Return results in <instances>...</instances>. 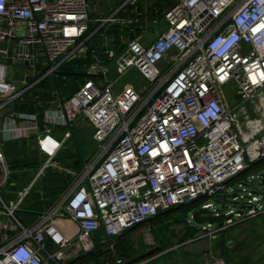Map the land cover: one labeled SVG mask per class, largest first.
<instances>
[{
    "label": "built area",
    "instance_id": "obj_1",
    "mask_svg": "<svg viewBox=\"0 0 264 264\" xmlns=\"http://www.w3.org/2000/svg\"><path fill=\"white\" fill-rule=\"evenodd\" d=\"M136 1L125 0L112 14L98 19L96 32L107 24L137 23V18L117 17ZM88 8L87 0H0V40L14 39L27 47L16 54L17 61L28 62L31 68L46 63L42 80L54 75L66 59L82 57ZM163 20L166 29L157 37L146 34L127 41L131 58L126 67L119 62L115 67L119 74L133 68L152 84L144 98L133 87L118 94L112 83L99 85L86 78L74 94L60 97L41 117L14 111L3 116L0 142L48 137L55 127L69 128L82 117L91 125L96 150L61 200L30 227L15 217L29 188L8 205L0 195V212L7 217L0 222L1 229L15 232L11 238L4 237L0 264H66L94 249L95 232L115 238L175 206L214 196L222 197L220 210L211 203L198 208L208 213L212 208L211 216H222L220 227L209 230L212 224H207L192 240L218 239L229 227L264 215V204L255 194L264 187V175H243L264 162V134L243 142L240 130L243 118L248 119L243 104L254 106L264 92V0H172ZM19 26L24 33L16 38ZM172 49L176 53L169 67L160 70L157 64ZM0 53L8 56L6 50ZM106 53L115 56L111 49ZM93 58L89 71L106 75L108 69L100 58ZM229 83L235 85L241 101L234 108L223 94ZM29 88L19 90L8 81L7 65L0 61V115L8 102ZM50 160L37 168L35 180ZM0 171L1 187L9 174L1 148ZM228 198L236 206L224 212ZM60 211L77 225L75 238L66 237L57 227ZM145 237L152 246L153 241ZM113 247L110 243L108 250ZM122 263L121 258L114 261Z\"/></svg>",
    "mask_w": 264,
    "mask_h": 264
},
{
    "label": "crops",
    "instance_id": "obj_2",
    "mask_svg": "<svg viewBox=\"0 0 264 264\" xmlns=\"http://www.w3.org/2000/svg\"><path fill=\"white\" fill-rule=\"evenodd\" d=\"M87 1L89 3L88 31L86 32L88 39L85 44L86 49L84 52H82L81 57L84 60V67L78 73H69V75L75 77L74 89L86 78L93 79L99 85L104 84L106 80L105 77L101 75V73H96L91 70L89 71L88 69L90 64L96 61V58L93 57L96 56L97 58H100L101 54L107 56L106 60L108 62H112L114 67H116L117 62L119 61L118 59L120 58V56H117V52L124 49L122 46L125 45V39L130 41L135 38L138 39L146 34H150L153 38H155L162 29H166V24L163 20V14L172 4V0H137L134 6H129L126 10L123 9L117 15V17L121 20H132L137 18V23H134L131 26H128L124 23L107 24L96 32V29L100 26L97 20L112 14L124 3L125 0ZM154 21H157L156 25L153 24ZM16 32L17 30H15L16 38H20L24 33L23 32L19 36ZM15 48L19 49V51H16V54L26 52L20 45H18V41H15L14 39L0 40V50H6L8 52V56L0 53V55L3 56L2 60L0 56V61L5 62L7 65L8 81L16 84L19 90L25 89L28 86H30V88L23 92L19 98L6 104L4 113L0 115V123L3 121V116L8 115L12 111L22 113H36L39 117H41L47 108H53L55 103L58 101L52 98L51 90H49L50 94L48 90H46L45 93L38 91L34 96H31V91L36 86L42 84L46 78L48 79L51 76L49 75L45 77V79L39 80L42 75L40 74L39 67L37 66L38 64L34 65V68H25L24 66L17 64V55H13ZM110 49L114 51L115 56L110 57L106 53L107 50ZM168 53H173L174 55L176 50L172 49ZM110 58L113 59L111 60ZM11 66L12 68H10ZM64 74L66 75V73ZM101 78H103V80ZM59 85L60 84H58V87ZM62 85L64 86V83ZM43 95H46L47 98H44L45 100L42 102L41 98ZM64 97H67V95ZM240 130L242 132L241 137L243 142L255 137L254 135L245 132L247 129H244L243 127H240ZM78 136L85 138L88 141L92 140L91 125L82 117H79L69 128H54L48 137L40 138L36 135H31L29 137L12 140L17 142H4L2 151L5 157L6 165L9 169V174L6 183L0 187V195L4 203L8 205L17 201L18 198L22 196L24 190L29 188L27 194L22 197L21 203L18 205L15 214L16 220L23 226H32L41 216V214L51 210L61 200L66 191L76 182L81 170V164L84 163L89 156L82 154L78 150ZM58 144H60V147L54 154L55 150L59 146ZM249 145L252 146V142H250ZM48 158H51L48 167L41 173L40 177L35 180L37 168ZM58 160L61 161V165L58 166L57 164L53 170H50L51 165ZM60 214V217L56 219L57 227L66 237L75 238L78 232L77 225L67 219L62 213ZM161 214L163 213H160L157 217H159ZM2 215H4L3 212H0V222L7 220V217L4 215L5 218H2ZM155 219L156 218L153 220ZM153 220L146 222L145 225L143 224L141 227L145 230V232L147 231V237L153 241L152 246H155L156 241L150 234V230L152 228L150 226V222ZM8 223L13 225V221L10 219ZM130 230L118 237L107 240L109 242H113L115 247L122 243L127 244V238L130 234ZM14 235L15 232L12 229L4 230L1 229L0 226V246H2L7 241L4 239L5 236H7V238H11ZM190 241L179 243L178 249H182V247ZM128 244H130V242ZM133 248L135 249L134 246ZM155 249V252H158L159 255L160 252L157 248ZM108 253H106L104 256H111ZM114 254L117 256V253ZM135 255H132L129 260L125 262V264L138 257H135ZM112 257L109 259H112Z\"/></svg>",
    "mask_w": 264,
    "mask_h": 264
},
{
    "label": "rangeland",
    "instance_id": "obj_3",
    "mask_svg": "<svg viewBox=\"0 0 264 264\" xmlns=\"http://www.w3.org/2000/svg\"><path fill=\"white\" fill-rule=\"evenodd\" d=\"M23 32L24 27L19 26L16 33L20 36ZM125 40V45L122 46L124 49L117 52V56H120L118 62L122 67H126L128 61L131 58V55L127 53L126 49L127 39ZM0 56L2 60L3 56ZM66 56L67 55L64 54L62 57H60L57 64H60ZM172 56L173 53L166 54L164 59L157 64V67L160 70H164L169 67L171 63L170 59ZM106 59L107 56H104L102 54L100 55V64L108 69L107 74L103 75V77H105V80L107 82L113 84L116 93L120 94L126 87H133L138 91L140 97L144 98L146 96L149 89H151L152 84L145 81L133 68L127 70L122 74H119L113 63L108 62ZM110 59L112 60L113 58ZM83 61V58L66 59V61H64V63H62L56 70L55 77L54 75H50L51 77L43 81L42 84L36 86L31 91V96H34L38 91L45 93L46 90H48V92L49 90H51L52 98L59 100L60 97L63 98L64 96L73 93L75 77L69 75V73L80 72L84 67ZM37 66L39 67L40 74L42 75H40V78H42L45 74L43 69L47 68V64L43 62V65L39 64ZM10 68H12V66ZM64 73H66V75ZM101 79L103 80V78ZM63 83L64 86L62 85ZM58 84H60L59 87ZM223 94L230 108H234L236 105L240 104L241 101L238 96H236V87L233 83H229L226 87L223 88ZM262 97L264 99V92L259 94L257 99L261 100ZM44 98H47V96H42V102L45 100ZM255 105L252 106L251 102H246L243 104L242 107H245L247 111L246 115L248 117L247 120L243 118V128L247 129L245 132H247L248 134H252L255 137H258L264 134V117L261 114V110L258 105ZM262 105L264 108V101ZM241 120L242 117L240 116L238 118V121L240 122ZM3 144L4 142H0L1 150L3 149ZM77 146L78 150L82 154L89 155L84 163H86L87 160L90 159V157L95 153L96 150V144L95 142H93V140L88 141L87 139L80 136H78L77 139ZM249 156L251 157L252 154H249ZM253 160H255V157L253 158ZM60 162L61 161L59 160L55 161L54 164L51 165L50 170H53L54 167L57 166V164L58 166H60ZM84 163L81 164V169L83 168ZM252 173L256 175H264V162L256 163L243 175H245L244 177L246 178L247 175ZM235 183L236 181H234L232 185H235ZM251 188L253 190H256V187L254 186H251ZM251 188L248 189L250 191H253ZM253 192L255 193V191ZM255 194L260 195L261 204H264V187H261L260 192ZM202 203H211L213 208L218 211L222 207V197L214 196L212 198L202 199V201L197 202L195 206H180L177 209H171L170 211L161 214L155 220L150 222V226L152 227L150 230V234L156 241L155 246L146 245L147 240L144 235H146L147 231L145 232V230L141 226L133 228L132 230H130V234L127 238L128 242L126 246L128 247L126 249H122L123 247L121 248V246H123L124 243L116 247L114 246L112 252L108 251V254L111 256H101L98 259L99 262L109 261L110 264H114V260L116 258H121L123 262L122 264H125V262L128 261L132 255L136 254L135 257H139L143 254L152 252V254L145 256L134 264H264V215L258 216L246 222L238 223L232 227H229L227 230H225V232L219 233L220 235H224V240L226 243L224 245H221L217 239L212 240L210 252L207 255H191L188 253H184L181 249H178L179 243H183L189 238V226H194L197 230V235H199L201 233V228L207 225V223H195L192 220L190 214L192 210L197 209ZM235 206L236 203L232 202V200L228 198L225 204L224 212L228 210V207L234 208ZM60 213H62V211H60ZM208 215H213L212 208L209 209ZM2 218H5V216L2 215ZM219 227L220 224L214 223L210 226L209 230H216ZM101 236L102 234L100 232H95L92 234V242L97 252L107 251L110 243L113 244V242H109L107 238ZM129 242L131 245L128 244ZM45 246L49 252H53L52 247H49L46 244ZM133 246L135 247V249L133 248ZM155 248H157L160 252L159 255L158 252H155ZM114 253H117V256ZM39 256L44 259V256L42 254H39ZM110 257H112V259H109ZM48 264L53 263L48 262Z\"/></svg>",
    "mask_w": 264,
    "mask_h": 264
},
{
    "label": "water",
    "instance_id": "obj_4",
    "mask_svg": "<svg viewBox=\"0 0 264 264\" xmlns=\"http://www.w3.org/2000/svg\"><path fill=\"white\" fill-rule=\"evenodd\" d=\"M22 49L24 51H27V47H22ZM16 51H19V49L15 48V50L13 51V55L16 54ZM16 63L24 66L25 68H30L28 66V62L16 61ZM262 185L264 186V183H262ZM194 204H196L195 201H192V202L184 204L183 206H195ZM178 207H180V206H175L172 209H177ZM190 214H191L192 220L197 224H204V223L219 224L222 222V219H223L222 216L216 217V216L208 215L207 210L202 209V208L194 209V210H192V212ZM189 230L191 232L193 239H196L197 238L196 228L194 226H189ZM210 248H211V240L208 238H205L202 240H192L191 242L184 245L181 250L183 252L190 253V254L207 255L210 252ZM150 254H152V252H149L147 254H143L142 256L135 258L133 261L128 262L127 264H131L133 262L139 261L142 258H144L145 256H148ZM82 255H85V253H83ZM71 261L67 262L66 264H69Z\"/></svg>",
    "mask_w": 264,
    "mask_h": 264
},
{
    "label": "trees",
    "instance_id": "obj_5",
    "mask_svg": "<svg viewBox=\"0 0 264 264\" xmlns=\"http://www.w3.org/2000/svg\"><path fill=\"white\" fill-rule=\"evenodd\" d=\"M90 54V53H89ZM68 69V68H67ZM66 69V70H67ZM45 79V78H44ZM47 79V78H46ZM45 79V80H46ZM44 80V81H45ZM79 88V85L76 86V88L74 89L73 93L67 95L66 98L70 97L72 94H74L76 92V90ZM170 211V210H169ZM163 213H166V212H163ZM157 218V217H155ZM154 219V218H153ZM152 219V220H153ZM139 227V226H137ZM137 227H134V228H137ZM115 246V245H114ZM123 247V248H122ZM128 246H126V244H124L123 246H121L122 249H126ZM109 250L107 251H99L97 252L96 251V248H94L91 251L89 252H85V255H82L80 254L77 258L73 259L69 264H105L106 261L104 262H99V257L101 256H104L106 253H108Z\"/></svg>",
    "mask_w": 264,
    "mask_h": 264
},
{
    "label": "flooded vegetation",
    "instance_id": "obj_6",
    "mask_svg": "<svg viewBox=\"0 0 264 264\" xmlns=\"http://www.w3.org/2000/svg\"><path fill=\"white\" fill-rule=\"evenodd\" d=\"M152 220V219H151ZM150 221V220H149ZM189 233V238L185 241V242H187V241H190V240H192L193 239V237H192V235H191V232H188ZM219 242H220V244L221 245H224L226 242H225V240H224V235H220L219 236V238L217 239ZM216 240V241H217Z\"/></svg>",
    "mask_w": 264,
    "mask_h": 264
},
{
    "label": "bare ground",
    "instance_id": "obj_7",
    "mask_svg": "<svg viewBox=\"0 0 264 264\" xmlns=\"http://www.w3.org/2000/svg\"><path fill=\"white\" fill-rule=\"evenodd\" d=\"M258 100H259V99H258ZM263 101H264V99H263V97H262L261 100H259L258 102H256V105H258V107H259L260 110H261V114H262L263 117H264V108H263V105H262Z\"/></svg>",
    "mask_w": 264,
    "mask_h": 264
}]
</instances>
